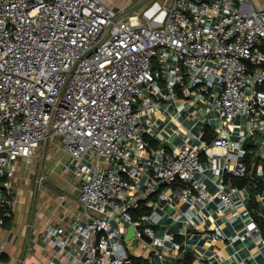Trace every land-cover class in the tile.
Returning a JSON list of instances; mask_svg holds the SVG:
<instances>
[{
	"label": "built area",
	"instance_id": "2783aa9c",
	"mask_svg": "<svg viewBox=\"0 0 264 264\" xmlns=\"http://www.w3.org/2000/svg\"><path fill=\"white\" fill-rule=\"evenodd\" d=\"M245 5L152 0L90 52L120 11L101 0H0V228L12 212L17 162L38 163L48 140L74 163L83 222L67 239L48 227L58 248L50 264H132L128 227L161 259L171 240L155 231L162 203L186 205L183 223L196 230L212 203L217 217H250L231 179L246 178L250 161L264 183V12ZM175 100L172 143L149 121ZM179 119L202 127L195 134ZM144 202L149 214L140 213ZM245 230L260 236L252 218Z\"/></svg>",
	"mask_w": 264,
	"mask_h": 264
},
{
	"label": "crops",
	"instance_id": "0c3cea01",
	"mask_svg": "<svg viewBox=\"0 0 264 264\" xmlns=\"http://www.w3.org/2000/svg\"><path fill=\"white\" fill-rule=\"evenodd\" d=\"M101 1L114 11L122 12L138 0ZM244 9L249 12H264V0H246ZM179 104L177 100L170 101L169 114L155 111L150 115L149 122L160 140L169 137L170 142L177 141L173 133L179 126ZM179 120L188 128H193L195 134L198 133V128L202 127L199 125L194 128L192 120ZM144 122L146 123V118ZM38 155L40 161L33 166H28L23 160L17 162V171L12 182V212L5 225L0 228V264L57 263L58 248L54 237L47 233L48 227L65 229L66 233L62 238L67 239V235L83 223L82 209L78 202L80 180L74 172V163L63 153L57 140L44 142L38 150ZM259 166L251 165L249 175H254L264 186L257 177ZM210 177L213 181L218 180L211 175ZM231 186L234 185L231 183ZM208 189L211 195L216 193L212 184H209ZM238 189L240 193L234 198L243 202V207L248 208L250 217L245 216L241 220H231L226 216L217 217L215 205L212 203L204 210L207 218L202 227L196 230L183 223L188 208L186 205H176V202L162 203L163 210L156 209L158 214H163L160 224L155 228L156 235L159 238L171 236V240H166L160 249L162 258L155 259L152 250L140 244L131 256L142 257L155 264H264V233L258 227L260 236L253 237L245 230V223L251 218L254 219L250 210L253 187L247 185ZM263 191L254 199L262 214ZM240 210L242 211V208ZM237 214V211H230L227 216ZM257 214L259 219L264 221L262 215ZM215 225L220 228L224 240H216L213 237L212 227ZM175 243L180 247L175 248Z\"/></svg>",
	"mask_w": 264,
	"mask_h": 264
},
{
	"label": "trees",
	"instance_id": "16d2710c",
	"mask_svg": "<svg viewBox=\"0 0 264 264\" xmlns=\"http://www.w3.org/2000/svg\"><path fill=\"white\" fill-rule=\"evenodd\" d=\"M205 136L203 140L207 143H211L214 139L215 133L209 128L204 127ZM249 164V170H250V161H248ZM232 185L237 186L238 188H244L247 185H250L253 187V190L251 191V202H250V210L252 211L251 215L254 218V221L257 223L258 227L260 228L261 232L264 233V221L260 220L258 217L260 207L255 202V197L262 193L263 191V184L254 177V175H249L246 178L238 179V178H232ZM151 212V208L147 206V202H144L141 206L140 213L141 214H149ZM0 215H2V212L0 211ZM7 219L5 220V222ZM132 264H155L153 262H149L147 259H144L142 257H136L131 256Z\"/></svg>",
	"mask_w": 264,
	"mask_h": 264
},
{
	"label": "water",
	"instance_id": "95a60500",
	"mask_svg": "<svg viewBox=\"0 0 264 264\" xmlns=\"http://www.w3.org/2000/svg\"><path fill=\"white\" fill-rule=\"evenodd\" d=\"M152 0H138L136 1L131 7H129L128 9L122 11L121 13L118 14V16L116 17V19L110 23L105 31L104 36L92 47V49L90 50V52H93L94 50H96L99 46H101L107 39L108 37L111 35L112 30L114 28V25L119 22L120 20H123L125 18H127L128 16L137 13L138 11H140L145 5H147L148 3H150ZM46 142V141H45ZM125 241L128 243L127 249L132 252L134 249L137 248L138 246V241L135 238V228L134 227H130L128 230L127 235L125 236Z\"/></svg>",
	"mask_w": 264,
	"mask_h": 264
}]
</instances>
